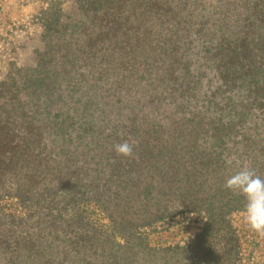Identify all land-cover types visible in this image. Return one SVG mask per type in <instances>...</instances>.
<instances>
[{"label":"trees","instance_id":"16d2710c","mask_svg":"<svg viewBox=\"0 0 264 264\" xmlns=\"http://www.w3.org/2000/svg\"><path fill=\"white\" fill-rule=\"evenodd\" d=\"M65 1L0 81V264L259 260L223 184L264 177V0Z\"/></svg>","mask_w":264,"mask_h":264},{"label":"rangeland","instance_id":"374dc122","mask_svg":"<svg viewBox=\"0 0 264 264\" xmlns=\"http://www.w3.org/2000/svg\"><path fill=\"white\" fill-rule=\"evenodd\" d=\"M46 5V0H0V81L8 80L12 65L31 61L32 50L41 46L42 28L35 16ZM64 5L71 8L73 0H66ZM234 219L244 246L249 251L255 249L260 257L255 261L256 256H243L236 264H264V236L249 229L244 213H237ZM254 237L257 243H253Z\"/></svg>","mask_w":264,"mask_h":264},{"label":"clouds","instance_id":"9594fccd","mask_svg":"<svg viewBox=\"0 0 264 264\" xmlns=\"http://www.w3.org/2000/svg\"><path fill=\"white\" fill-rule=\"evenodd\" d=\"M136 140H124L116 143L114 151L118 156L134 158ZM236 163L237 170L232 172L224 181L223 188L244 197V219L249 229L264 236V177H261L250 162L241 163L236 157L225 159L231 167Z\"/></svg>","mask_w":264,"mask_h":264}]
</instances>
